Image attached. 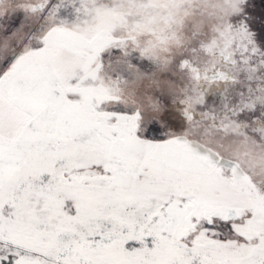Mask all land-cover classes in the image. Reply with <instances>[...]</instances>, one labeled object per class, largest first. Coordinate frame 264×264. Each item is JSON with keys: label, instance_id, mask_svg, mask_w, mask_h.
Segmentation results:
<instances>
[{"label": "snow or ice", "instance_id": "6c2138e0", "mask_svg": "<svg viewBox=\"0 0 264 264\" xmlns=\"http://www.w3.org/2000/svg\"><path fill=\"white\" fill-rule=\"evenodd\" d=\"M0 264H264V0H0Z\"/></svg>", "mask_w": 264, "mask_h": 264}, {"label": "rangeland", "instance_id": "374dc122", "mask_svg": "<svg viewBox=\"0 0 264 264\" xmlns=\"http://www.w3.org/2000/svg\"><path fill=\"white\" fill-rule=\"evenodd\" d=\"M119 7L124 10L128 11L127 4H119ZM142 15V13L135 12L133 13L132 20L136 18V16ZM132 20L129 21V25L123 26V31L126 33L128 31V27L130 26ZM167 30V26L163 23H155L152 25L145 26V33L138 37V39H142L143 41H153L155 42V35H149V33H155L156 35H163Z\"/></svg>", "mask_w": 264, "mask_h": 264}]
</instances>
